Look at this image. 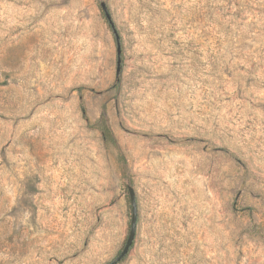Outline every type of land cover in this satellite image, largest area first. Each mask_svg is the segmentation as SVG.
Here are the masks:
<instances>
[{"label": "rangeland", "instance_id": "374dc122", "mask_svg": "<svg viewBox=\"0 0 264 264\" xmlns=\"http://www.w3.org/2000/svg\"><path fill=\"white\" fill-rule=\"evenodd\" d=\"M128 185L119 264H264V0H0V264L112 262Z\"/></svg>", "mask_w": 264, "mask_h": 264}, {"label": "water", "instance_id": "95a60500", "mask_svg": "<svg viewBox=\"0 0 264 264\" xmlns=\"http://www.w3.org/2000/svg\"><path fill=\"white\" fill-rule=\"evenodd\" d=\"M103 9L105 11L106 17L112 26L114 30V34L116 37V42H117V55H118V62H117V74L121 72V54H122V48L120 44V38L119 35L117 34L116 30L114 29L110 14L106 7L104 5ZM128 192H129V197H130V202H131V223H130V229H129V234L127 236V239L125 241L124 247L119 253V255L110 263L108 264H119L130 252L134 245L135 237H136V232H137V223H138V206H137V201H136V194L134 191V188L131 185H128Z\"/></svg>", "mask_w": 264, "mask_h": 264}, {"label": "trees", "instance_id": "16d2710c", "mask_svg": "<svg viewBox=\"0 0 264 264\" xmlns=\"http://www.w3.org/2000/svg\"><path fill=\"white\" fill-rule=\"evenodd\" d=\"M102 124H103V126L101 128V133H102L103 139L106 142H112L115 145H117V141L114 137V134H113L111 128L108 126V124L105 121H103Z\"/></svg>", "mask_w": 264, "mask_h": 264}]
</instances>
